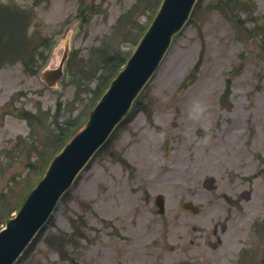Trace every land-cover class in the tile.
<instances>
[{
    "label": "rangeland",
    "instance_id": "1",
    "mask_svg": "<svg viewBox=\"0 0 264 264\" xmlns=\"http://www.w3.org/2000/svg\"><path fill=\"white\" fill-rule=\"evenodd\" d=\"M18 1L35 7L41 23L32 30L47 44L30 64L0 70V192L12 187L14 205L62 144L49 150V130L39 127L41 159L31 149L16 157L13 145L30 132L19 113L53 114L70 102L72 73L85 75L94 53L127 56L160 3ZM225 3L198 1L132 114L15 264H235L242 249L239 264H264V59L253 38L264 39V0H238L239 9ZM66 46V76L48 89L39 74L59 64ZM196 101L205 112L192 119ZM74 108L72 117L85 109L76 104L65 114Z\"/></svg>",
    "mask_w": 264,
    "mask_h": 264
},
{
    "label": "water",
    "instance_id": "2",
    "mask_svg": "<svg viewBox=\"0 0 264 264\" xmlns=\"http://www.w3.org/2000/svg\"><path fill=\"white\" fill-rule=\"evenodd\" d=\"M196 1L162 0L136 49L89 111L87 121L52 157L16 215L5 222V229L0 231V264H12L45 223L61 195L127 115L134 99L163 59L173 37L187 22ZM32 22L39 25L31 7L14 0H0V67L6 61L22 60L26 63L31 52L40 45L42 39L37 31L30 37L27 34ZM68 50L66 46L56 68L41 73L40 79L47 87H56L63 76ZM156 205L162 213L161 197H157Z\"/></svg>",
    "mask_w": 264,
    "mask_h": 264
},
{
    "label": "trees",
    "instance_id": "3",
    "mask_svg": "<svg viewBox=\"0 0 264 264\" xmlns=\"http://www.w3.org/2000/svg\"><path fill=\"white\" fill-rule=\"evenodd\" d=\"M237 1L238 0H234V6L236 7V9H239L240 7H238ZM229 2L230 0H227V3H225V5H228ZM262 41L264 44L263 38ZM125 58L126 56L123 57L116 52H101L92 54L90 63H86V66L84 67L85 69H87L88 67V71H86L85 75L78 71L72 73V84L74 85L75 92L74 97L70 102H66L64 104L58 103L53 114H48V112L44 111V113L39 112L38 114L33 115L31 113L21 111L19 113V117L21 119H24L28 123V126L30 127V134L27 139L18 138L19 142L13 145L12 149L16 153L15 156L18 157L17 155L21 153L20 150L26 151V149H31L33 150L34 154L38 151L40 156L38 157L36 154L35 156L37 157V159H41L44 150L36 149L34 147V145H36V143L38 142L39 127L45 129V131L49 130V142L47 143L44 140L42 143L43 145H48L49 150H52L58 143H63L71 134V132L79 125L85 115L86 109L89 108L98 98L107 82L122 66ZM92 83L94 84L93 87H91ZM82 87L85 88L83 90V93L86 94L83 98L79 97V92ZM76 104H80L83 108H85L84 111L72 117L73 111L76 110L74 108L66 115L64 112L66 108L75 106ZM53 142H55V144H52ZM58 149L59 148L54 149L52 154L55 153ZM29 159L30 157L28 156L25 168L32 170L34 169V164H32ZM8 188L6 189V191L8 190ZM11 188H9L8 192H0V211L3 212V214H0V226L15 209V205L12 204L11 201Z\"/></svg>",
    "mask_w": 264,
    "mask_h": 264
},
{
    "label": "clouds",
    "instance_id": "4",
    "mask_svg": "<svg viewBox=\"0 0 264 264\" xmlns=\"http://www.w3.org/2000/svg\"><path fill=\"white\" fill-rule=\"evenodd\" d=\"M205 112V107L201 104L200 101H196L192 108L189 111V117L192 119H199Z\"/></svg>",
    "mask_w": 264,
    "mask_h": 264
},
{
    "label": "flooded vegetation",
    "instance_id": "5",
    "mask_svg": "<svg viewBox=\"0 0 264 264\" xmlns=\"http://www.w3.org/2000/svg\"><path fill=\"white\" fill-rule=\"evenodd\" d=\"M261 161H262V163L264 164V158H263V159H261Z\"/></svg>",
    "mask_w": 264,
    "mask_h": 264
}]
</instances>
